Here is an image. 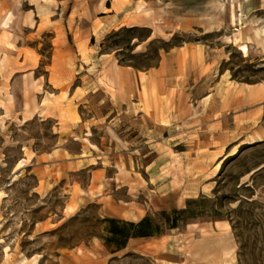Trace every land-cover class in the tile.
<instances>
[{"label": "rangeland", "instance_id": "obj_1", "mask_svg": "<svg viewBox=\"0 0 264 264\" xmlns=\"http://www.w3.org/2000/svg\"><path fill=\"white\" fill-rule=\"evenodd\" d=\"M263 28L264 0H0V264H196L217 221L207 263L264 264Z\"/></svg>", "mask_w": 264, "mask_h": 264}, {"label": "trees", "instance_id": "obj_2", "mask_svg": "<svg viewBox=\"0 0 264 264\" xmlns=\"http://www.w3.org/2000/svg\"><path fill=\"white\" fill-rule=\"evenodd\" d=\"M188 209H174L170 212L164 211V224L168 227H177L192 214H187ZM110 222L108 242H115L118 249L124 248L128 240L132 237L154 236L162 232L163 223L157 222L150 215L144 216L139 221L118 220L114 218L107 219Z\"/></svg>", "mask_w": 264, "mask_h": 264}, {"label": "crops", "instance_id": "obj_3", "mask_svg": "<svg viewBox=\"0 0 264 264\" xmlns=\"http://www.w3.org/2000/svg\"><path fill=\"white\" fill-rule=\"evenodd\" d=\"M217 223L222 224L223 221H217ZM227 231L228 230L220 228L219 226L216 225L215 234L204 236V238H201L200 241L197 243L198 246L195 247L196 249L191 248V250L193 251L197 250V253H195L192 261L196 264H202V263H198V261L204 260L206 262L204 264H211V263H207V261L214 260L215 259L214 257L203 258V256H207L210 254H214V255L218 254L220 258L224 259V256L226 255V251L230 246V240H229L230 238ZM189 255L190 254L186 256L185 262L179 264H189L191 261ZM168 264H174V263H168Z\"/></svg>", "mask_w": 264, "mask_h": 264}, {"label": "bare ground", "instance_id": "obj_4", "mask_svg": "<svg viewBox=\"0 0 264 264\" xmlns=\"http://www.w3.org/2000/svg\"><path fill=\"white\" fill-rule=\"evenodd\" d=\"M234 18H235L236 21H240L241 20L239 14L235 15ZM11 21H12V14H10L5 20H3V23L1 24V27H2V29H3V31L5 33L8 32L7 28L10 27ZM263 34H264V28H263ZM261 86H264V83H261ZM262 88H264V87H262ZM257 140H260V138H258ZM217 224L219 226L224 227L223 229H225V230H228L229 227H230L228 224H226V225H222L220 223H217ZM201 238H204V236L202 235Z\"/></svg>", "mask_w": 264, "mask_h": 264}]
</instances>
